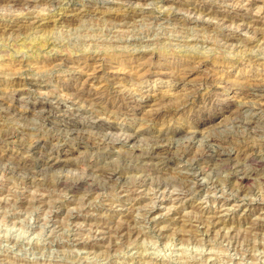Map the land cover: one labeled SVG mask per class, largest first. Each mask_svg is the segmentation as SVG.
<instances>
[{
  "label": "rangeland",
  "instance_id": "obj_1",
  "mask_svg": "<svg viewBox=\"0 0 264 264\" xmlns=\"http://www.w3.org/2000/svg\"><path fill=\"white\" fill-rule=\"evenodd\" d=\"M203 1L0 0V264H264V0Z\"/></svg>",
  "mask_w": 264,
  "mask_h": 264
},
{
  "label": "bare ground",
  "instance_id": "obj_2",
  "mask_svg": "<svg viewBox=\"0 0 264 264\" xmlns=\"http://www.w3.org/2000/svg\"><path fill=\"white\" fill-rule=\"evenodd\" d=\"M13 1H18L19 2V0H13ZM27 1V0H26ZM58 1V0H57ZM205 1V0H204ZM203 1V2H204ZM23 2H24V0H23ZM60 2V1H59ZM133 2V1H132ZM131 2V3H132ZM220 2V1H219ZM7 3V2H6ZM9 4V3H8ZM38 4V3H37ZM123 4V3H122ZM126 4V3H125ZM222 4V3H221ZM85 5V4H84ZM83 5V6H84ZM184 5V4H183ZM224 5V4H223ZM82 6V7H83ZM222 6V5H221ZM206 7V6H205ZM133 8V7H132ZM208 10V9H207ZM211 10H212V8H211ZM90 11V10H89ZM201 11H202V9H201ZM134 12V11H133ZM97 13V12H96ZM105 13V12H104ZM200 13V12H199ZM204 13V12H203ZM215 13V12H214ZM227 13V12H226ZM233 14V13H232ZM121 15V14H120ZM35 16V15H34ZM90 16V15H89ZM123 16V15H122ZM12 17V16H11ZM10 17V18H11ZM237 17V16H236ZM8 18V17H7ZM2 19V18H1ZM4 19V18H3ZM106 19V18H105ZM144 19V18H143ZM167 19V18H166ZM165 19V20H166ZM170 19V18H169ZM244 19V18H243ZM36 20V19H35ZM110 20V19H109ZM145 20H147V19H145ZM182 20V19H181ZM5 21V20H4ZM171 21V20H170ZM179 21V20H178ZM198 21V20H197ZM129 22V21H128ZM133 22V21H132ZM192 22V21H191ZM204 22V21H203ZM207 22V21H206ZM31 23V22H30ZM136 23V22H135ZM2 24V23H1ZM6 24V23H5ZM20 24V23H19ZM25 25V24H24ZM125 25V24H124ZM241 25V24H240ZM252 25V24H251ZM9 26V25H8ZM19 26V25H18ZM193 26V25H192ZM26 27V26H25ZM29 27V26H28ZM185 27V26H184ZM187 27V26H186ZM197 27V26H196ZM28 29V28H27ZM197 29V28H196ZM256 31V30H255ZM25 32V31H24ZM222 32V31H221ZM27 33V32H26ZM29 34V33H28ZM227 35V34H226ZM25 36V35H24ZM121 37V36H120ZM117 38V37H116ZM111 39V38H110ZM109 39V40H110ZM18 40V39H17ZM16 40V41H17ZM29 40V39H28ZM15 42V41H14ZM49 42H50V40H49ZM48 42V43H49ZM109 42V41H108ZM126 43V42H125ZM106 44V43H105ZM231 44V43H230ZM47 45V44H46ZM131 45V44H130ZM40 46V45H39ZM58 46V45H57ZM109 46V45H108ZM136 46V45H135ZM128 47V46H127ZM97 48V47H96ZM1 49V48H0ZM101 49V48H100ZM58 70V69H57ZM42 74V73H41ZM3 75V74H2ZM8 75V74H7ZM98 75V74H97ZM6 76V75H5ZM96 76V75H95ZM100 76V75H99ZM4 77V76H3ZM35 77V76H34ZM3 80H4V78H3ZM115 80V79H114ZM46 81V80H45ZM96 81H97V79H96ZM99 81V80H98ZM92 83V82H91ZM97 85V84H96ZM254 85V84H253ZM6 86V85H5ZM258 86V85H257ZM256 86V87H257ZM12 87V86H11ZM54 87V86H53ZM100 87V86H99ZM259 87V86H258ZM262 88V87H261ZM29 89V88H28ZM103 89V88H102ZM262 89H264V88H262ZM104 90V89H103ZM106 91V90H105ZM9 93V92H8ZM58 94V93H57ZM54 95V94H53ZM148 95V94H147ZM246 95V94H245ZM68 96V95H67ZM149 96V95H148ZM12 97V96H11ZM135 98V97H134ZM159 99V98H158ZM186 99L187 98H183V99H181V100H179L178 102H184V101H186ZM191 99V98H190ZM178 100V99H177ZM68 101V100H67ZM174 101V100H173ZM9 102V101H8ZM54 102V101H53ZM171 102H172V100H171ZM171 102H167L168 103V105L171 103ZM188 102V101H187ZM93 103V102H92ZM174 102H172L171 104H173ZM186 103V102H185ZM56 104H58L60 107H63L64 106V104L62 103V102H57ZM170 104V105H171ZM177 103H175V105H176ZM184 103H182V105H183ZM87 105V104H86ZM100 105V104H99ZM163 105H164V103H163ZM76 106V105H75ZM159 106H160V104H159ZM165 106V105H164ZM163 106V108H165ZM167 106V105H166ZM172 106V105H171ZM177 106H178V104H177ZM12 107V106H11ZM42 107H46L45 105H42ZM162 107V106H161ZM167 107H170V106H167ZM174 107V106H173ZM179 107V106H178ZM241 107V106H240ZM162 108V109H163ZM175 108H177V107H175ZM241 108H243V107H241ZM245 108V107H244ZM33 109V108H32ZM48 109V108H47ZM97 109V108H96ZM170 109V108H169ZM168 109V110H169ZM80 110V109H79ZM164 111L166 110V109H163ZM36 111V110H35ZM157 111V110H156ZM161 111V110H160ZM241 111V110H240ZM152 112V111H151ZM155 112V111H154ZM57 113V112H56ZM96 113V112H95ZM38 114V113H37ZM64 115V114H63ZM72 115V114H71ZM93 115V114H92ZM175 115V114H174ZM35 117V116H34ZM103 117V116H102ZM243 117V116H242ZM84 118V117H83ZM99 118V117H98ZM172 118V117H171ZM240 118V117H239ZM248 118V117H247ZM38 119V118H37ZM41 119V118H40ZM236 120H238V121H240L239 119H237V118H235ZM234 119V120H235ZM246 119V118H245ZM251 120V119H250ZM18 121V120H17ZM237 121V122H238ZM246 121V120H245ZM20 122V121H19ZM44 122V121H43ZM243 123V122H242ZM245 123V122H244ZM19 124V123H18ZM258 124V123H257ZM245 126H248V124H244ZM251 125V124H250ZM260 125V124H259ZM263 125V124H262ZM54 127V126H53ZM62 127V126H61ZM1 129V128H0ZM39 129V128H38ZM46 129V128H45ZM107 129V128H106ZM37 130V129H36ZM83 130V129H82ZM22 133V132H21ZM31 133V132H30ZM83 133V132H82ZM235 133V132H234ZM240 134V133H239ZM157 135V134H156ZM165 135V134H164ZM168 135H169V133H168ZM242 135V134H241ZM52 136V135H51ZM91 136V135H90ZM167 136V135H166ZM72 137V136H71ZM225 137V136H224ZM21 138V137H20ZM47 138V137H46ZM51 138V137H50ZM66 138V137H65ZM74 138V137H73ZM129 138V137H128ZM175 138V137H174ZM206 138V137H205ZM258 138V137H257ZM7 139V138H6ZM11 139V138H10ZM64 139V138H63ZM67 139H69V138H67ZM122 139V138H121ZM162 139V138H161ZM172 139V138H171ZM208 139V138H207ZM233 139V138H232ZM86 140H88V139H86ZM124 140H126V139H124ZM129 139H127V141H128ZM203 140V139H202ZM239 140V139H238ZM254 140V139H253ZM126 141V142H127ZM201 141V140H200ZM214 141V140H213ZM235 141V140H234ZM90 142H91V140H90ZM121 142V141H120ZM125 142V141H124ZM206 142V141H205ZM244 142V141H243ZM254 142V141H253ZM14 143V142H13ZM49 143V142H48ZM152 143V142H151ZM212 143V142H211ZM214 143H217V142H214ZM213 143V144H214ZM186 144V143H185ZM212 144V145H213ZM92 145H93V143H92ZM154 145V144H153ZM184 145V144H183ZM215 145V144H214ZM85 146V145H84ZM106 146V145H105ZM219 146V145H218ZM225 146H226V144H225ZM247 146V145H246ZM107 147V146H106ZM176 147V146H175ZM205 147V146H204ZM208 147V146H207ZM209 147H210V145H209ZM212 147V146H211ZM210 147V148H211ZM227 147V146H226ZM249 147V146H248ZM54 148V147H53ZM80 148V147H79ZM172 147H171V145H163V146H156V147H154L152 150H151V152L149 153V157H152L153 159L154 158H156V160H157V158H161V157H164L165 155H163V154H170L171 153V149ZM213 148H216V146L215 147H213ZM246 148V147H245ZM244 148V149H245ZM87 149V148H86ZM145 149V148H144ZM180 149V148H179ZM178 149V150H179ZM207 149L208 148H206V151H207ZM48 150H50V149H48ZM174 150V149H173ZM177 150V151H178ZM184 150V149H183ZM191 150V149H190ZM209 150V149H208ZM215 150V149H214ZM23 151V150H22ZM185 151H187V150H185ZM185 151H183L184 153H185ZM211 151H212V149H211ZM218 151V150H217ZM228 151V150H227ZM195 152V151H194ZM199 152V151H198ZM198 152H196V153H198ZM214 151H212L211 153L212 154H214L213 153ZM223 152V151H222ZM176 153V152H175ZM219 153V152H218ZM186 154V153H185ZM204 154V153H203ZM225 154V153H224ZM31 155V154H30ZM106 155V154H105ZM163 155V156H162ZM215 155H216V153H215ZM51 156V155H50ZM219 158H220V160H222V161H225L226 159H228L227 157H225L224 155H223V153H220L219 155ZM148 157V156H147ZM148 157V158H149ZM169 157V156H168ZM168 157H167V159H168ZM100 158V157H99ZM125 158V157H124ZM170 158V157H169ZM174 158V157H173ZM192 158V157H191ZM151 159V158H150ZM17 160V159H16ZM22 160V159H21ZM136 160V159H135ZM159 160V159H158ZM250 160H251V162H253L254 160H256L255 159V157H253L252 159L250 158ZM35 161V160H34ZM165 161V160H164ZM159 162H161V161H159ZM163 162V161H162ZM32 163V162H31ZM8 164V163H7ZM12 164V163H11ZM27 164V163H26ZM2 165V164H1ZM0 165V166H1ZM4 165V164H3ZM17 165V164H16ZM190 165V164H189ZM256 165V164H255ZM263 165V164H262ZM24 166V165H23ZM26 166V165H25ZM45 167V166H44ZM49 167V166H48ZM51 167V166H50ZM215 167V166H214ZM220 167V166H219ZM255 167V166H254ZM3 168V167H2ZM25 168V167H24ZM90 168V167H89ZM97 167H95V170H97V171H100L103 175L105 174H109L110 176L111 175H113L114 176V172L113 171H108V170H106V169H100L99 167L96 169ZM139 168H140V166H139ZM94 170V171H95ZM26 171V170H25ZM42 171V170H41ZM23 173V172H22ZM99 173V172H98ZM97 174V173H96ZM252 174V172L251 171H249L248 169H246V168H244L243 166H241V169H240V173H239V175H237V178L239 177V180H240V182L241 183H243V181L245 180V179H248V178H250L249 176ZM32 175V174H31ZM100 175V174H99ZM148 175V174H147ZM29 176V175H28ZM113 176H111V177H113ZM109 177V176H108ZM163 177V176H162ZM177 177V176H176ZM58 178V177H57ZM99 178V177H98ZM103 178V177H102ZM115 178V177H114ZM188 179V178H187ZM35 180V179H34ZM183 180V179H182ZM190 180V179H189ZM11 181V180H10ZM144 181V180H143ZM158 181V180H157ZM35 182V181H34ZM97 183V182H96ZM161 183V182H160ZM171 184V183H170ZM62 185V184H61ZM176 185V184H175ZM79 186V185H78ZM165 186V185H164ZM181 186V185H180ZM77 187V186H76ZM93 187V186H92ZM189 186H187V188H188ZM60 188V187H59ZM71 188V187H70ZM132 188V187H131ZM237 188V187H236ZM49 189V188H48ZM215 189V188H214ZM47 190V189H46ZM117 190V189H116ZM162 191V190H161ZM189 191V190H188ZM46 192H48V191H46ZM62 192V191H61ZM21 193V192H20ZM71 193V192H70ZM48 194V193H47ZM14 195V194H13ZM65 195V194H64ZM41 196V195H40ZM83 196V195H82ZM81 196V197H82ZM85 196V195H84ZM38 198V197H37ZM58 198V197H57ZM137 198V197H136ZM150 198V197H149ZM77 201V200H76ZM89 201V200H88ZM108 201V200H107ZM52 202V201H51ZM112 202V201H111ZM80 203V202H79ZM53 204V203H52ZM48 206V205H47ZM139 206V205H138ZM79 209V208H78ZM154 209V208H153ZM149 210V209H148ZM152 210V209H151ZM69 215V214H68ZM70 217V216H69ZM132 217V216H131ZM134 217V216H133ZM133 224V223H132ZM122 225V224H121ZM136 225V224H135ZM213 225V224H212ZM128 228V227H127ZM133 230H135V229H133ZM206 232V231H205ZM88 237V236H87ZM79 238V237H78ZM81 239V238H80ZM86 239V238H85ZM126 239H127V237H126ZM137 240V239H136ZM116 242V241H115ZM212 243V242H211ZM120 244V243H119ZM230 244V243H229ZM235 249V248H234ZM144 250V249H143ZM264 252V251H263ZM245 253V252H244ZM143 255V254H142ZM243 255V254H242ZM81 259H82V257H81ZM72 261V260H71Z\"/></svg>",
  "mask_w": 264,
  "mask_h": 264
}]
</instances>
